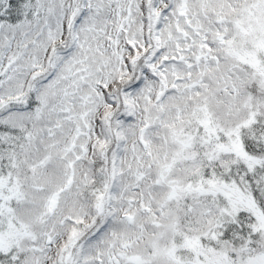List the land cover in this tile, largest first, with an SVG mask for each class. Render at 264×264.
Returning <instances> with one entry per match:
<instances>
[{
  "label": "snow or ice",
  "instance_id": "6c2138e0",
  "mask_svg": "<svg viewBox=\"0 0 264 264\" xmlns=\"http://www.w3.org/2000/svg\"><path fill=\"white\" fill-rule=\"evenodd\" d=\"M0 264H264V0H0Z\"/></svg>",
  "mask_w": 264,
  "mask_h": 264
}]
</instances>
